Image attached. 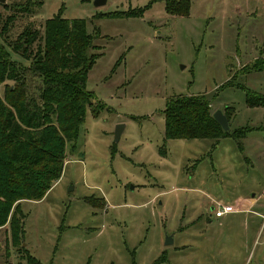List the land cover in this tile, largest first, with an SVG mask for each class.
<instances>
[{
	"label": "rangeland",
	"instance_id": "1",
	"mask_svg": "<svg viewBox=\"0 0 264 264\" xmlns=\"http://www.w3.org/2000/svg\"><path fill=\"white\" fill-rule=\"evenodd\" d=\"M26 1L0 4L2 18ZM167 1L43 0L17 15L9 39L59 14L86 20L98 58L62 177L22 201L17 242L9 223L0 228V264H264V106L240 87L264 95V70L251 69L264 61V0H190L186 15ZM179 95H205L231 130L249 127L243 148L232 136L167 139L164 110ZM251 198L258 212L241 211ZM218 202L237 211L217 217Z\"/></svg>",
	"mask_w": 264,
	"mask_h": 264
},
{
	"label": "trees",
	"instance_id": "2",
	"mask_svg": "<svg viewBox=\"0 0 264 264\" xmlns=\"http://www.w3.org/2000/svg\"><path fill=\"white\" fill-rule=\"evenodd\" d=\"M42 4L43 0L13 2L12 15L4 20L0 13V26L4 21L0 28V84L5 85L4 95L0 94V228L9 223L14 242L24 236L22 201L42 200L60 180L67 143L78 141L94 97L87 80L98 57L89 52L93 38L86 20L59 14L46 20L42 29L28 24L16 39L8 38L17 15L30 16ZM189 8L190 0L167 1L173 14L186 15ZM261 58L253 61L252 71L264 70ZM240 87L247 91L249 106H264L263 94ZM164 114L167 139L232 136L242 149L241 139L250 130L225 131L205 95L170 98ZM225 114L231 118L229 112Z\"/></svg>",
	"mask_w": 264,
	"mask_h": 264
},
{
	"label": "water",
	"instance_id": "3",
	"mask_svg": "<svg viewBox=\"0 0 264 264\" xmlns=\"http://www.w3.org/2000/svg\"><path fill=\"white\" fill-rule=\"evenodd\" d=\"M107 0H94V4L97 7L105 5ZM0 3H6V0H0ZM214 118L218 121V123L222 126V128L225 131H231L230 124H229V118L222 110H217L214 112ZM124 127V124H118L116 129V138L115 140L118 141L122 132V128ZM173 240L171 238H168L166 240V243L169 244Z\"/></svg>",
	"mask_w": 264,
	"mask_h": 264
},
{
	"label": "built area",
	"instance_id": "4",
	"mask_svg": "<svg viewBox=\"0 0 264 264\" xmlns=\"http://www.w3.org/2000/svg\"><path fill=\"white\" fill-rule=\"evenodd\" d=\"M213 211H215V215L217 217H223L226 214H230L237 211V208L232 204H223L218 202L213 207Z\"/></svg>",
	"mask_w": 264,
	"mask_h": 264
},
{
	"label": "crops",
	"instance_id": "5",
	"mask_svg": "<svg viewBox=\"0 0 264 264\" xmlns=\"http://www.w3.org/2000/svg\"><path fill=\"white\" fill-rule=\"evenodd\" d=\"M258 200H259V198H251L250 200H249V203H248V205H247V208L246 209H244V210H241V211H243V212H249V211H255V210H253L252 208L253 207H256L257 205H258ZM258 211H255V213H257Z\"/></svg>",
	"mask_w": 264,
	"mask_h": 264
}]
</instances>
